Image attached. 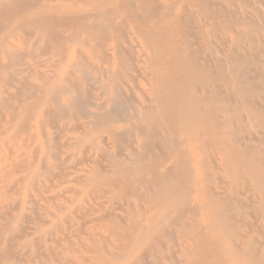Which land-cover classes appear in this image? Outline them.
I'll list each match as a JSON object with an SVG mask.
<instances>
[{
    "label": "bare ground",
    "instance_id": "obj_1",
    "mask_svg": "<svg viewBox=\"0 0 264 264\" xmlns=\"http://www.w3.org/2000/svg\"><path fill=\"white\" fill-rule=\"evenodd\" d=\"M248 2L251 1L0 0V85L4 82H7L8 86L11 85L10 79L9 85L8 79L3 78L4 71L10 66V64L6 65L5 59L12 54L9 50L11 41L23 37V35L19 36L20 32L29 36L40 34L44 37V44L59 58V61H54L56 64L66 59L77 72L84 75L93 74L90 81L98 84L102 93L107 95L108 100L105 106L113 104L114 114L122 112L120 108L122 101L131 103L136 109V116H131L133 122L130 126L133 149L130 146L132 152L124 156L127 161L133 163L126 164L122 172L121 170L103 172L98 169L86 171L85 174L74 179L76 187L70 191L75 197H83L87 195V192H97L101 187H107L109 190L115 188L116 195V193H122L121 190L130 184L137 188L135 196L133 195V198H136L135 201H139L141 205H152V208H143L144 213L141 218L138 216L134 224H128V229L121 230V234L118 232L124 241V244L119 247L106 244L108 236L103 233L92 232L90 236L94 242L86 245L89 252L93 253L96 258L92 264H142V256L152 255L151 253L155 257L153 264H197V261H200L199 264H258L260 262L264 255L263 244H257L248 232L240 231V225L242 227L248 225V213L246 212L248 209L246 210L245 204L243 206L240 198L243 192H238L237 186L233 185L230 178L233 172L232 167L240 164L241 160L244 163L243 157L247 153L245 149L248 148L247 146L244 148V142L248 136L247 138L233 137L232 130H230L233 124L231 125V122L225 118L229 117L226 115L228 111L225 112L223 107H219L222 110H216L218 103L217 106L213 104H216L215 99H218L221 94L216 92L213 84L215 79L212 76L215 73L213 71L237 61L227 55H224L222 59L215 57L213 54L216 44L215 33L218 29L225 33L230 31L234 38L241 39L251 30L237 28L239 23L245 20L253 21L259 28L264 27V13L260 11L256 14L245 8L244 3ZM76 43H82V46L83 43H94L100 50L96 51L93 48L92 55L88 57H84L85 53L84 56L73 57L69 54L71 48L69 46ZM220 51L223 52V50ZM23 54L21 53L22 57ZM31 54L29 59L34 60L36 57L32 58ZM215 54L217 55V52ZM51 67L53 68L54 65L51 64ZM242 69V66L234 65L233 74L230 72L231 78L238 80L239 77H245ZM229 79L228 75L227 80ZM67 81L77 93L78 83L72 82L71 79ZM217 81L220 82L218 79ZM20 82L21 80L18 83ZM26 82L20 84L27 85L28 82ZM234 83L231 82V87L234 85V89L235 86L238 88L237 82ZM26 85L22 88L27 90L26 93L30 89L33 95L36 92L37 100L34 104L23 107L19 113L17 110H15L16 114L12 110L8 112V117L11 123L13 122L11 129L14 133L1 142L2 144L9 143L18 134L23 135L21 141L27 142L29 146L24 150L23 143H21L17 149L11 151L12 161L1 175V181H6L15 172L23 173L20 178L7 181L9 182L7 190L21 191L20 200L11 203L0 201V234H4L0 238V264H4L11 258H17L22 252L28 253L34 259L38 258L36 254L39 251H34L35 246L43 250V256L47 261L44 264L56 261L60 264L70 262L73 264L72 260L69 262L59 259L58 254L51 247L47 245L41 247L40 243H44L45 236L50 235L51 231L40 233V236L33 238L28 244L16 246V251H12V248L14 249L12 242L21 235V229L15 223H18L21 218L27 219V215H23L21 211L18 216L14 217L9 211H12L15 205L22 203L25 198H32V192L39 190L43 185L41 184L42 179L53 174L56 164L50 160L54 159V151L59 147H57L59 143L55 135L44 131L40 134L31 121L43 115L46 117L52 108V103H55L57 107L56 102L60 103V94L65 89L58 86L43 87L37 84L29 85L30 89H27ZM20 93L24 95L23 91ZM29 97L25 99L28 100ZM11 99L12 95L8 94L6 97L0 95V107L9 108ZM38 103H42V106L40 111L34 115L33 109ZM69 103L76 114L84 110L82 101L77 95L72 96ZM245 105L247 107V104ZM97 108L101 111L103 105ZM63 110L65 113L61 114L67 115L66 111L69 110V106L64 105ZM87 115L92 119L86 123L88 126L77 125V128L89 129L91 126L95 130L103 125L106 126L105 123L111 117L108 111L99 114L88 112L85 118ZM123 115L126 121L125 114ZM249 115L253 121L251 122L254 123L255 113L251 112ZM61 119L63 118L60 117ZM73 119L77 120L76 116ZM234 119L232 118V121ZM263 120L264 118H259L260 124ZM41 124L40 121V128L46 127L45 122L44 126ZM49 125L51 127V123ZM74 125L76 127V124ZM65 127L69 128L67 125ZM65 127L59 126L57 130L65 129ZM87 133L91 134V131L84 132V134ZM40 136L43 137V142ZM114 138L116 137L112 138L113 141ZM71 140L73 142L68 143ZM103 142L105 143L106 140ZM66 143L71 146L86 145L84 141L77 138L69 139ZM89 143L91 147H96L98 140L91 139ZM66 146L60 145L62 148ZM261 151L263 152V149ZM253 154L256 156V152ZM150 156L153 157L152 160ZM247 156L245 155V158ZM249 158L247 160L253 161V166L249 165L246 168V163L242 167L246 168V175L248 173L245 177L252 178L251 185L248 184L255 191L259 202H263L260 208L264 210V172L261 168L263 163L261 164L262 160ZM231 161H235L236 164ZM61 169L62 172L63 169ZM217 172L223 173L219 178L217 177L216 182ZM236 179L238 180L237 177ZM129 190L134 191L131 188ZM112 191L114 192V189ZM75 199L71 197L66 198L65 201L72 205ZM14 210L17 211L16 207ZM179 211L180 214L183 211L192 216V218H187V224L184 223L187 230L183 233L171 231L174 224L172 215L176 212L178 215ZM29 219L31 220L32 217ZM38 220L41 219L37 218ZM114 229L116 231V228ZM118 234L115 235L118 236ZM174 240L176 242L174 247L169 246L168 243ZM196 251H198L197 254ZM194 254L198 257L194 258Z\"/></svg>",
    "mask_w": 264,
    "mask_h": 264
},
{
    "label": "rangeland",
    "instance_id": "obj_2",
    "mask_svg": "<svg viewBox=\"0 0 264 264\" xmlns=\"http://www.w3.org/2000/svg\"><path fill=\"white\" fill-rule=\"evenodd\" d=\"M250 1H251L250 3L249 2L244 3L245 8H247L248 10H252V12L256 14H258L260 11L264 13V3H263L264 0H250ZM238 26L239 27L237 28L239 29H242V28L251 29L249 30V33H248L250 35L248 34L245 35L246 38L247 36L249 38L246 39L245 37H242L241 39H236L230 34V31L225 33L220 29H218V31L215 33L216 34V38H215L216 44L214 45V48H213V54L215 55V57L217 59H222L224 55H227V56H230L231 58L233 57L232 59H236L237 61L236 63L233 62L231 65L227 64L228 65V66L226 65L227 70L225 69L226 66L224 65L223 68L216 69L213 71V73L215 72L214 75L212 74V76L215 78L214 79L215 82L213 81V84L216 87V90H217L216 92L221 93L219 98L215 99L216 104L215 103L213 104L217 106V103H218V108H216V110H222L221 108L223 107L225 108V112L228 111L226 115L227 116L229 115V117H225V118L229 122H231V125L233 124L232 127L230 128V130H232L231 134L233 135V137L236 138L237 136V138L239 137L247 138L248 136L247 140L245 141L247 143L244 142V148L246 146L248 147L247 149H245L247 153H245L243 157L244 163H242L243 161L241 160L239 162L240 164H238L237 166L234 165L232 167L233 172H231L232 175L230 178H231V181H233L234 183L233 185L237 186L236 188L238 192L240 191L241 193L243 192V195L240 196V198L242 199L243 206L245 204L247 206L246 210L248 209L246 212L248 213L249 228H248V225H246V227H242V225H240L241 226L240 231L248 232L249 234H251L252 239L257 244H263V251H264V212H261L264 210L263 208H260V205H263L262 204L263 202L261 203L259 202L258 198L255 196L256 195L255 191H253V189L248 184L250 183L251 185L252 178L249 179L248 177L247 178L245 177L248 175V173L246 175V172H247L246 168L249 165L253 166L252 164L253 161L250 162L247 160L249 157L252 158L251 160H256V159L262 160L261 164L263 163L262 164L263 166L261 165V168L264 172V156H263L264 155V123H263L264 120L262 121L263 125L260 124L261 121H259V118L261 119L264 118V50H262L264 49V27L259 28L251 20H245L242 23H239ZM20 33H19V36L21 37L23 35V37H21L20 39L17 38L15 40H12L10 43L9 50L12 52V54L10 57L5 59L6 65L9 66L10 64V66L4 71V76H3V78L8 79V82L10 79L11 85H13L16 89L13 86L11 87L10 82H9L10 86L7 85L8 84L7 82L1 83L0 85V87L2 86L0 89V92H1L0 95L2 97H6L8 94L12 95V99L10 100V103H9V108L0 107V112H1L0 113V201L1 202L11 203L12 201L20 200L21 195L19 194L21 191L10 192L9 190H7V185L9 184L10 181H13L23 176V173L15 172L12 174V176H10V179L6 181H1V175H2L3 170L6 167H8V165L12 161L11 151L17 149V147L21 143H23L22 148L24 150L28 148L27 146H29L27 142L24 143L21 141V139L23 138V135H18V134H17V137L15 135L10 140L9 143H4V144L1 143L2 140L6 139L7 137H9V135H12L14 133L13 130L11 129L13 122L11 123L10 117H8L9 116L8 112H11L12 110V112L14 111L15 113V110H17V113H19V111L23 107L31 105L32 103L34 104L36 102L37 100L36 98L38 94L34 92V95H33V91H31L30 89V86L32 84H37L43 87L58 86V87H62L63 89L65 88L67 92L66 91L64 92L65 89L61 92L60 97H59L60 103L56 102L57 107L55 103L54 104L52 103L51 104L52 108L46 117L43 115L40 118H36L31 121L32 125L38 128V132L40 134L44 131L48 134L55 135L57 137L58 139L57 143H59L57 147L58 146L59 147L55 149L57 151V152L54 151L55 157L54 159H51L50 161L56 164V167L57 166L59 167L58 168L55 167V169L53 170V174L48 175L44 179H42L41 184L43 185L41 186L39 190H36L37 192L36 191L32 192V198L31 197L25 198L24 199L25 202L23 201L19 205L18 204L15 205L17 211L14 210L15 207L11 209L12 211H9L10 215L12 214V216L14 217L18 216L21 211L23 215H27V219L21 218V220L18 223H15V225H18V227L21 229V235L18 239L12 242L13 247H14V249L12 248V251H16L15 249L16 246L28 244L29 242L32 241L33 238L40 236V233L44 231H51L50 235L48 234L49 236L48 235L45 236L44 243L43 242L40 243L41 247L42 245H47L48 247H51L58 254L57 257L59 259H64L67 261L72 260L74 261L73 264H92L96 261V258L94 257L93 253L89 252V250L86 248V245L93 244L94 242V239H92V237L90 236L92 232L103 233L104 235L108 236V241L106 242V244H109V245L113 244L119 247L124 244L123 238L120 237L121 230L123 231V230L128 229L129 223L130 225H132L138 220V216L139 218L143 216L144 210L142 212V209L143 208L150 209L152 208V205H141L140 203H138L139 201L138 202L135 201L136 198H133V195L135 196V193L137 192V188H135V186L133 185L131 186L130 184L129 186H125V188H123L122 186L123 188V190H121L122 193L120 194L116 193V195H115V191H116L115 188H112L109 190L107 187H101L100 190L97 192H92V191L87 192L88 197L86 194L83 197H78V196L75 197L71 194L70 190L76 187V183H74V179H76V177H80L81 174L82 175L85 174L86 171H91V169H98L103 172H112V171H117V170L119 171L121 170L122 172V170L126 168V164L131 165L133 163L132 161L131 162L127 161L124 156L125 154L128 155L129 153L132 152L131 147L133 149V139L131 136V129H130L133 119L131 118V116L135 117L137 112L135 111L136 109L131 103L128 104L127 102L122 101V105H124L123 107L125 108L127 106L126 109H123L121 105V107L120 106L119 107L121 108L122 112L119 114H114L115 107H112L113 104H109L105 106L108 100L107 95L105 93H102L98 84L94 83L93 81H90L92 80L91 76L93 77V74L84 75V74L77 72L73 67H71L68 64L66 59L61 60L60 64L59 62L56 64V62L54 61H59V58L55 55L53 50H51L50 48L47 47L46 44H44L45 43L44 37H42L40 34H32V36H29L28 34H25L22 32ZM22 43H25V44H22ZM33 44H36L34 45L35 47L33 46ZM69 47H71L69 50V54L73 55V57L78 56V55L84 56V53H85L84 57L86 56L88 57L92 55V51L94 49L96 51L100 50L98 46L94 45V43H90V44L83 43V46H82V43L80 44L76 43V44L70 45ZM44 48H47V49H44ZM49 50H51V52ZM220 50H223V52H221ZM216 52H217V55L215 54ZM21 53H24L23 57ZM30 54L33 56V57L31 56L32 58H35V57L36 58L34 60H30L29 59ZM50 63L53 64L54 67L56 65V68L54 67L52 68ZM234 65L242 66L243 68L242 70L244 72L245 77H242V78L239 77L238 80L237 79L234 80L233 77L231 78L233 74ZM216 72L218 74H216ZM230 72H232V74ZM224 73L227 75V77H225L226 75ZM82 75L84 76L82 77ZM228 75L230 77L229 80H227ZM44 76L46 80L43 79ZM223 76L225 78V81H224ZM249 78L250 79L252 78V79L250 80ZM13 79H16V80H13ZM69 79H71L72 82L78 83L79 88L81 86L80 91L77 86L76 87L77 93H75L76 91L74 90L73 87H71V85H69L70 84L69 81H67ZM217 79L220 81L219 83ZM19 80H21L20 83L23 82L22 84H24V81L28 82V83L26 82L27 85L25 84L27 86V89H30L27 93H26L27 90H24L25 85H21L20 83H18ZM44 82H46L47 84ZM89 82L91 83L89 84ZM231 82L233 83L235 82L234 84H236L237 82V85H239L238 88L235 86V89H234V85L231 87ZM20 85H21V88L24 87L22 88V91H23L22 94L24 95H21L20 93L22 92ZM218 85H219V88L217 89ZM220 86H223V87H220ZM19 89H20V92H19ZM225 90L226 92H224ZM222 91H223V94H222ZM17 93L18 95H21L22 97L18 96ZM76 95L79 96L80 100L82 101V108H84V110L82 109V112H81L83 113L82 115L81 113L76 114L74 109L73 108L71 109L72 106L69 103V100L71 99V97L76 96ZM28 97L29 99L26 100L25 98H28ZM241 98L243 101L240 100ZM222 100L224 103L222 102ZM241 103H243V105L247 104V107L245 105L244 108H242L243 105H241ZM256 103L257 104L259 103L258 105L260 106L258 107ZM64 105L69 106V110L66 111L67 115L61 114V113H65V111L63 110ZM99 105H103V108L101 111L100 109L98 110L97 108V106ZM223 105L224 106L226 105V106L224 107ZM41 106H42V103H38V105L34 107L33 109L34 115H36L38 111H40ZM13 107H15V109ZM85 111L86 113L91 112V113H98V114L104 111L105 112L108 111L109 113H111L110 118L112 119L110 121V118H109L108 121L105 123L107 127L103 125L102 127L95 129V130H93L91 126L89 127V129L88 128L83 129L80 127L77 128V125L78 126L83 125L84 127H87L88 124L86 123L92 120L90 116L88 115H87V118H85V114H86ZM249 112L250 113L253 112L256 115V120L254 123H252L253 121L251 120V116L249 115L250 114ZM123 114H125L126 121H125V118L123 119L124 117ZM237 115L240 117L238 118ZM75 116L77 120L73 119L75 118ZM60 117L63 119L60 120ZM232 118L233 119L235 118L236 120L234 119L232 121ZM43 119H45V121H43ZM47 120L51 123V127L49 125L50 123L47 122ZM40 121L43 124V126L45 122L46 127L40 128ZM55 121L56 123L54 124ZM256 121H259V122L256 123ZM74 124H76V127ZM65 125L69 126V128H66ZM56 126L65 127V129H60L58 131L57 129L59 128H57ZM54 127L56 128L52 129ZM60 131H64V132L61 133ZM90 131H91V134L89 133H87L88 135L84 134V132L86 133ZM112 131L116 135L115 134L113 135V133H111ZM113 137H116L114 138V141L112 139ZM76 138L84 141L86 145L84 146L83 145L81 146L72 145L71 146L66 143L69 139H76ZM258 138L260 139L258 140ZM91 139L98 140L96 147L94 146H92L93 148L91 147L89 143ZM40 140L43 142V137L40 136ZM103 140H106V142L104 143ZM72 142L73 140H71L68 143H72ZM60 145H62V147L66 145L67 146L62 148L60 147ZM262 149H263V152L261 151ZM252 151L256 152V156H253L255 153L253 154ZM257 151H258V154H257ZM245 155L247 156V158H245ZM150 157H151L150 160H152L153 157L152 156ZM66 159H68L67 162H66ZM233 162L235 161H231V163ZM62 164H64V166H62ZM234 164H236V162ZM244 165L246 168H243ZM60 168H62L64 171L61 169L62 170L61 172ZM221 173L223 172L216 173L215 175L216 182L218 181V178L221 176ZM236 177L238 178V180L236 179ZM48 178L50 181L48 180ZM240 183H242V185ZM119 188L122 189L121 187ZM119 188H118V191L120 190ZM130 188L133 189L134 191L132 190L130 191L129 190ZM113 189H114V192L112 191ZM71 197L72 198L74 197L76 199L72 205H69V203H67L65 199L71 198ZM132 198L134 199V201ZM135 210L136 211L138 210V211L136 212ZM182 212L180 214V211H179L180 215L179 214L177 215L176 214L177 212L172 215L174 226L172 225L173 229H171V231H174L175 233H177V231H181L182 233L183 231H186L187 229H186L185 224L188 223L187 218H192V216L189 215V213L187 212L182 213ZM111 216H113V218ZM29 217H32V219L30 220ZM258 217L260 219H258ZM37 218L41 220L37 221ZM105 220H106V223H105ZM41 221L42 223L45 222L46 224L44 223L42 225ZM180 222H182V224H180ZM112 226H113V230H112ZM251 226L252 228L250 229ZM114 228H116V231ZM117 228L119 231L117 230ZM110 229L112 231H107ZM118 232L120 234H118ZM115 234L116 235L118 234L119 237L116 236ZM0 235H1L0 238L4 236V234L3 235L0 234ZM21 237L22 239H20ZM175 244H176L175 240L172 242L170 241L168 243V245L171 247H174ZM55 245L57 246L56 249H55L56 247ZM39 248L40 247H37V246L34 247L35 252L39 251L38 252L39 254L38 253L36 254V257H38L39 259L38 258L34 259V257L29 256L28 253L22 252L20 253L19 256H17V258L16 257L11 258L4 264H44V262H47V261L45 260V257L43 256V253H42L43 250ZM197 253L198 251H196V254ZM151 254L153 255V253ZM196 254H194V258L198 257ZM152 255L144 254V257L142 256V261H143L142 264H153L155 262V259H154L155 257ZM199 263L200 261H197V264ZM48 264H60V263L56 261V262H52ZM69 264H72V262H70ZM258 264H264V255L261 257V260Z\"/></svg>",
    "mask_w": 264,
    "mask_h": 264
}]
</instances>
